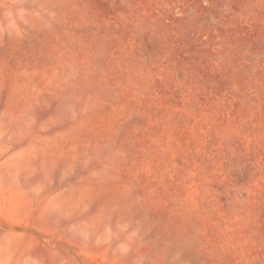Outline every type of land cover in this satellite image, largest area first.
<instances>
[{
	"label": "rangeland",
	"instance_id": "rangeland-1",
	"mask_svg": "<svg viewBox=\"0 0 264 264\" xmlns=\"http://www.w3.org/2000/svg\"><path fill=\"white\" fill-rule=\"evenodd\" d=\"M0 264H264V0H0Z\"/></svg>",
	"mask_w": 264,
	"mask_h": 264
}]
</instances>
